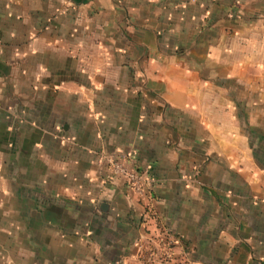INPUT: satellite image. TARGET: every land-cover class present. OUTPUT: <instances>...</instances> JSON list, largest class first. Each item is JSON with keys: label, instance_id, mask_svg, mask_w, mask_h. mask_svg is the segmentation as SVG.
I'll list each match as a JSON object with an SVG mask.
<instances>
[{"label": "crops", "instance_id": "1", "mask_svg": "<svg viewBox=\"0 0 264 264\" xmlns=\"http://www.w3.org/2000/svg\"><path fill=\"white\" fill-rule=\"evenodd\" d=\"M208 263L264 264V0H0V264Z\"/></svg>", "mask_w": 264, "mask_h": 264}, {"label": "built area", "instance_id": "2", "mask_svg": "<svg viewBox=\"0 0 264 264\" xmlns=\"http://www.w3.org/2000/svg\"><path fill=\"white\" fill-rule=\"evenodd\" d=\"M110 176L121 179L137 197H142L148 189L145 173L126 154L111 156L106 160Z\"/></svg>", "mask_w": 264, "mask_h": 264}, {"label": "rangeland", "instance_id": "3", "mask_svg": "<svg viewBox=\"0 0 264 264\" xmlns=\"http://www.w3.org/2000/svg\"><path fill=\"white\" fill-rule=\"evenodd\" d=\"M122 154V153H121ZM123 154H126V156H128L130 159H131V156L129 155L130 153H128V152H123ZM134 164H135V162H134ZM137 166H139V165H137ZM108 170V171H107ZM142 171H144V173H145V178H146V183L148 184V187H149V185H150V179H151V174H150V170H145V169H141ZM106 171H107V173H108V177H109V179H117L118 181H120L124 186H126L127 187V185L125 184V183H123L122 182V180L121 179H118V178H114L113 176H110L111 174H110V172H109V169H108V166H107V164H106ZM128 188V187H127ZM148 190V189H147ZM105 205V204H104ZM100 209H101V206L99 207ZM105 208V207H104ZM208 264H212V263H208Z\"/></svg>", "mask_w": 264, "mask_h": 264}, {"label": "water", "instance_id": "4", "mask_svg": "<svg viewBox=\"0 0 264 264\" xmlns=\"http://www.w3.org/2000/svg\"><path fill=\"white\" fill-rule=\"evenodd\" d=\"M104 207H105V205H104V204H101V209H102V210L104 209Z\"/></svg>", "mask_w": 264, "mask_h": 264}]
</instances>
